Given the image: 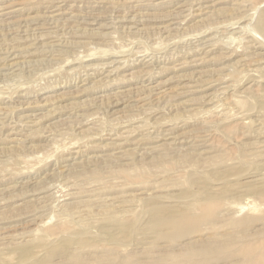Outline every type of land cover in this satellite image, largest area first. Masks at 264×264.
Here are the masks:
<instances>
[{"label":"rangeland","instance_id":"obj_1","mask_svg":"<svg viewBox=\"0 0 264 264\" xmlns=\"http://www.w3.org/2000/svg\"><path fill=\"white\" fill-rule=\"evenodd\" d=\"M261 21L264 0H0V264H232L241 226L261 245Z\"/></svg>","mask_w":264,"mask_h":264},{"label":"bare ground","instance_id":"obj_2","mask_svg":"<svg viewBox=\"0 0 264 264\" xmlns=\"http://www.w3.org/2000/svg\"><path fill=\"white\" fill-rule=\"evenodd\" d=\"M210 4V3H209ZM202 11V10H201ZM263 21V19H262ZM261 21V22H262ZM264 24V22H262ZM261 24V23H259ZM262 25V24H261ZM14 60V59H13ZM234 178V177H233ZM255 179V178H254ZM249 182V181H247ZM264 182V181H263ZM246 183V182H245ZM251 183V182H250ZM263 184V183H261ZM264 185V184H263ZM245 190V189H244ZM257 190V189H256ZM243 194V192H242ZM211 217V216H209ZM108 231V232H107ZM106 231V235L111 238L114 237V234H119V232L115 231L114 229L110 230L108 229ZM119 231V230H118ZM252 231V230H251ZM251 231L247 232V227L242 228L238 227V229H233L232 231H228L226 234H222L221 236L219 235V237L222 239V241L219 243V245H234V246H238L237 248H239L237 251L236 249L233 251V256L234 258L231 260L232 264H264V241L261 245H256L252 242V238H256V236H258L257 233H252ZM92 232V231H91ZM117 232V233H116ZM94 233V232H93ZM102 235V233H100ZM104 234V233H103ZM105 235V236H106ZM217 235V234H216ZM104 236V237H105ZM106 236V237H107ZM118 236V235H117ZM103 237V236H101ZM217 237V236H216ZM252 237V238H251ZM100 238V237H99ZM104 239V238H103ZM124 239V238H123ZM215 239V238H214ZM213 239V240H214ZM220 239V240H221ZM189 240V239H188ZM51 241V240H50ZM50 241H48L47 243H49ZM54 241V240H53ZM56 241V240H55ZM216 241V240H215ZM178 242V241H177ZM199 242V241H198ZM206 243H201V247H206L208 246L211 242V238L207 239L206 241H204ZM119 243V242H117ZM53 244V242H52ZM109 247L107 248V250H110V254L114 252V244L113 242L107 243ZM171 245V244H170ZM174 245V244H173ZM180 245V244H179ZM186 246L187 249L192 250L195 248H198L196 246V242L194 241H190L188 243L184 244ZM47 248H49V245H45ZM45 246H40L42 249L46 248ZM172 247V246H171ZM200 247V248H201ZM208 248V247H207ZM203 249V248H202ZM106 250V251H107ZM201 250V249H200ZM191 251V253H192ZM106 253V252H105ZM39 254V253H38ZM104 254V253H103ZM57 255V254H56ZM59 255L61 256L62 254L59 253ZM63 256V255H62ZM98 260L102 259L105 257V255L103 256H97ZM91 255L87 258L88 260H86V263L89 264V260H91ZM106 258V257H105ZM108 258V257H107ZM19 259H23V258H19ZM27 259V258H26ZM24 260V259H23ZM30 260V259H29ZM32 261V260H31ZM102 261V260H101ZM237 261V262H236ZM229 262V260L227 261ZM226 262V263H227Z\"/></svg>","mask_w":264,"mask_h":264}]
</instances>
